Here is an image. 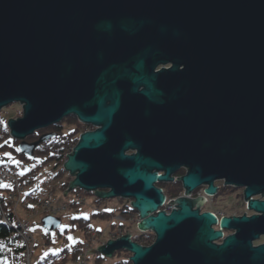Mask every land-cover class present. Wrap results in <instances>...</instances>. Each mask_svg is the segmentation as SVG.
Returning <instances> with one entry per match:
<instances>
[{
	"label": "water",
	"instance_id": "95a60500",
	"mask_svg": "<svg viewBox=\"0 0 264 264\" xmlns=\"http://www.w3.org/2000/svg\"><path fill=\"white\" fill-rule=\"evenodd\" d=\"M171 64L168 69H156ZM32 155L34 132L76 116L63 169L100 199H132L138 228L93 254L132 264H264V0H0V110ZM131 152V153H128ZM185 165L190 191L215 181L244 188L255 214L223 217L185 198L169 212L157 181ZM163 172V173H160ZM261 213V215H258ZM48 231L61 219H43ZM223 230H233L221 242Z\"/></svg>",
	"mask_w": 264,
	"mask_h": 264
},
{
	"label": "rangeland",
	"instance_id": "374dc122",
	"mask_svg": "<svg viewBox=\"0 0 264 264\" xmlns=\"http://www.w3.org/2000/svg\"><path fill=\"white\" fill-rule=\"evenodd\" d=\"M18 109L22 111L23 106L17 102L12 103L0 110V118L5 121L6 118L21 117L22 113L18 112ZM69 121L70 119L68 118L67 120L63 119L60 123H57V125H62V134L73 132L72 137H78L81 133L94 129L91 125L82 126L79 124L80 127L76 128L77 133H74L75 130ZM55 126L56 124L44 128L45 131L47 130L45 133H59L60 131ZM41 131V129L38 131L40 137L43 135ZM26 140L29 143L37 141L30 140L28 137ZM76 144L77 141L75 142V145ZM72 149L73 147L69 146L68 154ZM6 153L7 152L0 150V161L1 156H7L17 165V169L20 173L23 174L29 171L31 163L20 161L18 158H12L11 155H5ZM23 179L24 182L28 183L31 181V183L28 185L26 183L23 186L22 193L14 191L16 196L12 198L9 197V201L20 219L30 220L31 232L35 235L36 240L37 238L41 240L40 245H38L33 252L32 262L34 264L43 260L44 257L48 256L50 253L61 252L66 246L85 242L89 243L88 249L90 250L85 249V253L78 256L77 259L70 255L67 264H79V262H85L86 264H114L121 258L119 252L125 250L116 251L112 257L93 254L89 251L98 248L110 239H117L126 233H130L133 236L141 235L142 239L140 238V241L137 240V242L144 245H150L155 240V237H153L154 235L149 234L152 231H141L138 228V212L126 208V205H131L132 199H122L118 197L100 199L93 192H86L85 190L77 188L66 194L69 182L73 177L63 169V165H56L54 162H48L44 164L39 171L31 175L23 176ZM215 184L220 187L222 186L224 190L226 189L232 194L227 195V198L219 197L218 200L220 203L226 204L237 201L238 194L241 191L240 188L235 189L233 187L224 186L223 181H215ZM29 192L33 193L35 197L43 192L46 195L50 194L49 197L52 200V204L59 208L56 217L61 219V226L58 229L48 231L45 228L43 219L49 215L46 209L41 207L35 208V210L28 209L19 202L21 194H23V198H26ZM8 195H10V193ZM257 198H259V196H257ZM28 201L32 202L30 199H28ZM77 202L78 204H76ZM22 206L26 209H23ZM36 206L37 205L33 203V207ZM122 210H127V213H123ZM87 228L92 231H86ZM225 232H227V230H225ZM70 237L71 239H69ZM78 260L80 261L78 262Z\"/></svg>",
	"mask_w": 264,
	"mask_h": 264
},
{
	"label": "trees",
	"instance_id": "16d2710c",
	"mask_svg": "<svg viewBox=\"0 0 264 264\" xmlns=\"http://www.w3.org/2000/svg\"><path fill=\"white\" fill-rule=\"evenodd\" d=\"M17 111L21 113L23 112L21 109H18ZM7 120L9 119L6 118L4 121L0 118V145H4L3 147H0V150L10 154L12 158H18L20 161L31 163V168L29 171L23 174L19 172L23 182V176L31 175L32 173L39 171L44 166V164L48 162H54L56 165H63L69 151V146L74 147L78 138L74 136L72 137L73 132L62 134V125H56L55 127L60 132L54 134V136L48 140L40 143L36 147L33 156L30 157L25 155L20 150V141L10 136V131L6 123ZM75 132L77 133L76 129L74 133ZM39 135L40 133L38 131L34 132L31 136H28V139L33 141L37 140L40 137ZM0 165L7 166L18 171L17 165L13 163L7 156H1ZM10 188L11 187L7 183L0 184V192H2L0 193V264H24L25 245L22 242L18 227L16 226L17 216L15 209L11 205L9 198L7 199V194L9 193ZM33 203L36 204V199L30 202L26 208H33L31 206ZM130 207V205H126V208L136 211ZM122 212L127 213V210H122ZM88 230L91 229L87 228L86 231ZM85 251L86 250L83 249L82 243L66 246L61 252L50 253L48 256H45L43 260H40L35 264H67L68 260L70 259V255L77 259V257L81 254H84ZM119 253L121 254V258L114 264L132 263L130 260L131 253L129 251L125 250L120 251Z\"/></svg>",
	"mask_w": 264,
	"mask_h": 264
},
{
	"label": "flooded vegetation",
	"instance_id": "af4514ba",
	"mask_svg": "<svg viewBox=\"0 0 264 264\" xmlns=\"http://www.w3.org/2000/svg\"><path fill=\"white\" fill-rule=\"evenodd\" d=\"M170 67L171 64L161 65L156 69V71H159L162 68L168 69ZM68 118L70 119L69 123L72 124L74 130L80 127L79 124H81L82 126L85 125L81 123L76 116L71 115L64 119L67 120ZM41 130H42L41 131L42 134H44L47 131V130L45 131L44 129ZM187 170L188 168L185 165H181L177 171L171 174L170 179L156 182L155 184L156 187L161 188L162 192L165 195V201L163 203V206L161 207V210H166L169 212L174 206L178 204V199L185 198L188 200V204L191 206L193 210L198 209L200 210V213L205 211L213 212L218 219L217 224L214 226L216 229H219V223L223 217H234V216H242V215L250 217L253 214H255L254 211L249 209V202L244 196V188H240L241 191L238 194L237 201L226 204L220 203L218 198L219 197L227 198V195H232V194L230 193V191L226 189L224 190L222 186L220 187L217 185L218 187L217 192L213 195H207L205 193V186H200L193 190L188 191L185 188L182 181V177L185 175ZM229 187H233L235 189L237 188L234 186H229ZM259 198L264 200V192H262L259 195ZM258 215H261V213H258ZM233 232H234L233 230H227V232L223 230V237L220 240H218V242H221L223 238H225L228 234ZM149 234L154 235V232H151ZM263 242H264V235H262L260 240H258L254 244L258 245Z\"/></svg>",
	"mask_w": 264,
	"mask_h": 264
},
{
	"label": "built area",
	"instance_id": "2783aa9c",
	"mask_svg": "<svg viewBox=\"0 0 264 264\" xmlns=\"http://www.w3.org/2000/svg\"><path fill=\"white\" fill-rule=\"evenodd\" d=\"M0 182H10L13 185V190L10 192L9 197H15L16 194L14 191H17L20 193V191L23 189V185L20 182V177L17 172L8 169V168H2L0 167ZM50 194H41L36 198V207H41L43 209H46L49 214L57 215L59 208L55 207L52 204V200L50 199ZM42 210V209H40ZM18 230L19 234L21 236L22 242L25 245V253H24V262L25 264H31V258L35 249V246L39 244V240L35 238V236L30 232V223L29 220L20 221L18 222ZM89 232H91L89 230ZM147 234V233H146ZM142 239L141 235L133 236L131 235V239L133 240H139ZM140 241V240H139ZM85 248H89V243L87 242L85 244ZM80 260H78L79 262ZM79 264H86L85 262H79Z\"/></svg>",
	"mask_w": 264,
	"mask_h": 264
},
{
	"label": "crops",
	"instance_id": "0c3cea01",
	"mask_svg": "<svg viewBox=\"0 0 264 264\" xmlns=\"http://www.w3.org/2000/svg\"><path fill=\"white\" fill-rule=\"evenodd\" d=\"M0 193H2V192H0ZM5 194V193H4ZM28 194V196L25 198V199H27L28 200V198H30V199H32V196L34 195L33 193H31V192H29V193H27ZM22 198H23V195H22ZM24 199V198H23ZM22 208L23 209H26V208H24L23 206H22ZM15 213H16V210H15ZM16 216H17V213H16ZM17 219H20L19 218V216H17ZM22 220V219H21Z\"/></svg>",
	"mask_w": 264,
	"mask_h": 264
},
{
	"label": "snow or ice",
	"instance_id": "6c2138e0",
	"mask_svg": "<svg viewBox=\"0 0 264 264\" xmlns=\"http://www.w3.org/2000/svg\"><path fill=\"white\" fill-rule=\"evenodd\" d=\"M3 146H4V145H0V147H3ZM5 155H10V154H7V153H6ZM30 207H31V206H30ZM69 239H71V237H70Z\"/></svg>",
	"mask_w": 264,
	"mask_h": 264
}]
</instances>
